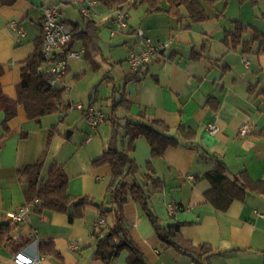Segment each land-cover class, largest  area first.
<instances>
[{
	"label": "crops",
	"instance_id": "1",
	"mask_svg": "<svg viewBox=\"0 0 264 264\" xmlns=\"http://www.w3.org/2000/svg\"><path fill=\"white\" fill-rule=\"evenodd\" d=\"M56 1L39 0L41 5L37 8V0H17L13 4L0 0V84L4 94L11 99L16 97L23 62L33 53L34 40L42 34V9ZM235 1L243 7L249 5V19H245L241 9L229 13L228 0L226 4L222 1L216 4L208 20L191 24L179 22L165 12L147 13L143 5L135 6L132 14L123 8L129 28L122 31L117 42L128 46L126 62L129 52L139 45L134 33L136 29L144 31L154 43L169 42L170 45L142 69L140 79L123 78L132 73L128 66V71L122 75L125 85L118 90L113 88L111 102L125 96L130 108L128 113L123 112V117L127 116L124 123L129 119L134 121L142 113L147 120L166 124L170 136L179 141L177 146L168 147L162 158L151 160L153 176L163 183L161 190L151 197L153 213L164 224L181 223L182 237L195 246H211L215 255L210 258V264H264V196L248 193L242 202L234 200L224 211L217 210L205 197L211 188L205 174L218 162L225 165L230 179L244 171L251 180L264 181V97L260 93L264 89V0ZM161 7L166 6L161 4ZM35 9L41 13L38 17L32 15ZM94 11L97 16L85 19L97 26L94 20L102 16V24L112 27L111 11L103 10L98 4ZM60 12L61 20L70 27L78 24L84 29L82 21L65 19L62 7ZM220 12L223 15L217 17ZM11 21L22 25L24 36L10 29ZM233 21L249 27L243 35L244 42L249 41L254 29L262 34V45L257 42L245 53L242 46L237 50L228 49L223 40L228 32L233 31ZM33 25L38 35L31 42L29 34ZM27 26H30L28 30ZM248 33L250 37L246 40L244 37ZM83 55L84 51L79 58ZM249 89H252L251 93ZM104 116L101 124L111 120L112 114ZM1 120L2 114L0 224L10 222V215L25 206L27 186L19 178V170L33 165L46 152L42 170L45 178L50 169L45 167L52 140L58 138V134L54 136L51 130L53 123L43 124L42 119L39 123L28 120L22 106L18 107L17 116L10 121L9 131L4 135ZM211 124L217 128L215 134L209 132ZM246 124L251 133L239 137V128ZM181 125L194 132L191 143H185L179 135L177 128ZM110 137V130L103 137L98 134L102 151ZM86 142L88 144L89 139ZM91 151L94 154H90L88 161L80 160L81 163L84 161L83 165L77 164L78 168L67 174L68 192L72 197L87 196L98 206L109 201L107 188L111 169L107 163L94 165L101 153L98 148ZM145 156L144 165L137 164L132 158L141 174L140 180L138 174L135 178L139 183L144 181L147 173L145 166L150 161V149ZM133 182L130 177L125 180L127 186ZM97 206L86 207L84 216L72 222L65 214L45 211L39 215L28 206L24 222H11L10 226L12 240L17 244L27 243L18 252L12 246H1L0 264H16L15 256L32 241L38 246L37 264H102L94 257L99 241L96 234L105 228L97 231L93 228L101 216ZM123 216L124 227L148 264H192L187 257L161 248L140 203L130 201L125 204ZM102 236L103 233L99 238ZM46 243L51 244L57 257L39 252V246ZM123 252H126L124 258H120V253L113 264H127L128 252ZM26 253L29 254L27 251L22 254Z\"/></svg>",
	"mask_w": 264,
	"mask_h": 264
},
{
	"label": "trees",
	"instance_id": "2",
	"mask_svg": "<svg viewBox=\"0 0 264 264\" xmlns=\"http://www.w3.org/2000/svg\"><path fill=\"white\" fill-rule=\"evenodd\" d=\"M3 3L13 4L17 0H2ZM226 0H96L97 4L105 11L122 10L126 5L135 7L143 5L147 13L165 12L175 17L179 22L200 23L209 19L210 11L219 2ZM245 0H239L240 3ZM165 3V8L161 7ZM223 15V12L217 17ZM84 29H80L78 24L71 27V39L68 49L72 44L81 40L85 48L84 55L90 56V51L96 44V25L90 20L82 17ZM233 31L228 32L223 40L224 45L230 50H237L242 46L243 53L250 51L253 44L260 42L262 45V34L252 29V34L248 42L242 40L249 27L238 22H232ZM43 36L42 34L34 40V51L23 62L20 69V82L16 85V97L9 98L3 92L0 84V114H2L1 128L2 135L9 131L8 124L17 116L19 106L24 108L28 120L39 123L45 116L60 114L59 122H63L66 113L72 108L63 102L65 87L51 88L45 74L46 61L42 54ZM0 68V75H1ZM140 72L126 74L123 78L128 80L140 79ZM83 75V74H81ZM79 76V75H78ZM252 92V89H249ZM264 97V89L260 91ZM130 104L125 96L112 104V132L107 147L102 155L94 160L93 164L107 163L111 169V181L107 188L109 201L106 204L95 205L93 199L83 197H72L68 192V177L64 170V165L53 164L47 176L42 175L46 152L33 165L26 166L19 170V178L26 184L25 206H32L35 214H42L45 211L61 213L68 216L70 222L84 216L88 206H97L105 222V228L96 235L99 239L95 252V259L102 264H113L114 260L127 251V264H148L139 246L129 236L124 227L123 206L130 201L141 204L145 215L157 235L161 248L172 250L176 254L187 257L192 264H210V258L215 255L214 250L208 244L195 246L191 241L184 239L180 233L181 223L173 222L164 224L151 209V197L159 192L163 183L159 178L154 177V170L151 160L163 157L165 150L170 146H177L179 141L170 136V128L162 121L147 120L144 115L138 114L134 121L126 120L124 134L120 138V124L115 119V110L121 109L128 113ZM121 119H127V116ZM55 128V127H54ZM53 128V129H54ZM179 135L185 143H191L194 132L186 130L183 126L177 128ZM139 137H143L150 149V161L146 163L147 173L144 181H135L139 172L136 162L130 157V153L135 148V142ZM121 140V147H119ZM133 178L134 182L127 186L125 180ZM210 183V190L205 195L217 210L224 211L234 201H243L248 193L264 196V181H253L246 172H240L233 179L227 176V170L222 162L205 174ZM107 206V207H106ZM72 210V213H69ZM11 222L0 224V247L12 246L18 252L27 241L20 244L15 243L11 236ZM103 233L102 238H99ZM39 252L46 256L57 257L50 243L41 244Z\"/></svg>",
	"mask_w": 264,
	"mask_h": 264
},
{
	"label": "rangeland",
	"instance_id": "3",
	"mask_svg": "<svg viewBox=\"0 0 264 264\" xmlns=\"http://www.w3.org/2000/svg\"><path fill=\"white\" fill-rule=\"evenodd\" d=\"M47 2V1H45ZM57 2V1H56ZM38 7L40 2L37 0ZM162 5H165L163 2ZM139 6V5H137ZM229 13L237 12L241 9L245 19H249L251 11L249 5L243 7L239 5L235 0H228ZM63 10V16L65 19L72 22L82 21L80 10L77 7H70L68 5H61ZM134 7L125 6L124 10L127 12H133ZM41 13L36 9L32 11L34 17H38ZM234 15V14H230ZM246 15H248L246 17ZM102 16L98 17L94 21L97 23L96 36L97 41L93 49L90 51V56H82L79 59L69 58L67 60V67L70 68L66 71L64 76V85L67 87L63 94L64 104L71 105L72 108L66 113V118L63 122H59L60 114H52L42 118L43 124H51V130L53 135L58 134V138L52 140V144L49 150L48 162L46 163V170L53 164L64 165L66 174H71L78 168L77 164H82L80 160H87L90 154L93 155L91 150H99L98 155H102L101 143L98 140V134L102 137L110 130L112 132L111 120L105 121L104 124L99 125L96 129H93L86 118L84 110L89 106H93L95 109L101 111L103 114H109L112 112V95L113 88H122L125 85L122 79L123 73L128 71V65L125 61L128 46L117 42L119 37L123 35L122 32H116L114 37H111L110 32L112 27L104 26L102 24ZM29 22V21H27ZM262 22V21H261ZM29 23H27L28 25ZM34 26V25H33ZM30 26H27V30ZM26 31V29H25ZM30 41L38 35L37 29L34 26L30 32ZM249 33L244 37L249 39ZM132 39V38H131ZM131 45V41L129 42ZM128 43V45H129ZM131 47V46H130ZM136 49V46L134 47ZM72 50L75 52L84 51L82 41L77 40L74 42ZM75 77L76 75H78ZM83 74V75H81ZM63 86V85H61ZM77 105H81L84 110H79ZM115 112V119L121 127H119L120 138L124 134L122 125L124 124L123 111L117 109ZM57 128V129H56ZM53 138V137H52ZM89 143L87 144V140ZM121 140H119V147H121ZM107 145L105 146V148ZM101 151V152H100ZM146 153H149L148 145L144 138H139L135 143V148L131 152V158L136 159L137 164L144 165L146 161ZM66 167V168H65ZM71 168L72 170H70ZM68 171V172H67ZM144 171V170H143ZM142 172V171H140ZM138 180L141 178V174L138 173ZM126 252H122L120 258H124Z\"/></svg>",
	"mask_w": 264,
	"mask_h": 264
},
{
	"label": "built area",
	"instance_id": "4",
	"mask_svg": "<svg viewBox=\"0 0 264 264\" xmlns=\"http://www.w3.org/2000/svg\"><path fill=\"white\" fill-rule=\"evenodd\" d=\"M68 3L70 5L79 7L80 13L84 18H91L97 16L93 10L97 5L96 0H58L43 7L42 9V54L46 61L45 74L48 79V85L51 88L65 87L64 76L67 70V60L69 58H79L83 51L75 52L68 49V44L71 39V27L61 20L60 7L62 4ZM112 12V30L111 36L116 32H122L129 28L127 22V14L122 10H113ZM10 29L14 30L19 36H24V29L18 22L11 21L9 23ZM137 39L138 46L135 50H131L127 57V63L132 73L140 72L142 69L156 56L161 50L169 47V42L154 43L151 38L146 37L144 31L136 29L134 31ZM79 110H84L81 105H77ZM89 125L95 129L99 124L105 120L104 114L89 106L84 110ZM217 128L215 125H209V132L215 134ZM251 133L249 125H243L239 128L238 136L244 137ZM172 211V207L169 208ZM28 211V206H22L10 215V222L19 224L24 222L25 216ZM264 217V216H263ZM105 226L104 219L100 217L94 223V230H100ZM27 251L29 254L23 255ZM38 246L36 241H32L21 253L15 256L14 262L16 264H37L38 263Z\"/></svg>",
	"mask_w": 264,
	"mask_h": 264
}]
</instances>
